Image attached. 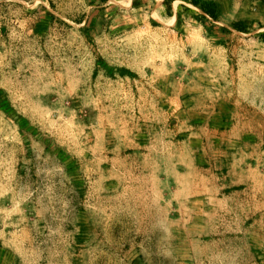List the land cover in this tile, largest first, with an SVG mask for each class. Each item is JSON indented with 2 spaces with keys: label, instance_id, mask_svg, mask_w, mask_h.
Returning a JSON list of instances; mask_svg holds the SVG:
<instances>
[{
  "label": "rangeland",
  "instance_id": "obj_1",
  "mask_svg": "<svg viewBox=\"0 0 264 264\" xmlns=\"http://www.w3.org/2000/svg\"><path fill=\"white\" fill-rule=\"evenodd\" d=\"M201 1L0 0V264H264L213 153L264 152V0ZM187 150L218 191L176 204Z\"/></svg>",
  "mask_w": 264,
  "mask_h": 264
},
{
  "label": "crops",
  "instance_id": "obj_2",
  "mask_svg": "<svg viewBox=\"0 0 264 264\" xmlns=\"http://www.w3.org/2000/svg\"><path fill=\"white\" fill-rule=\"evenodd\" d=\"M134 0H132L133 2ZM164 1V0H163ZM161 0H159V3ZM162 5V4H161ZM178 14V13H177ZM177 14L173 16V11L171 10L172 24H177ZM199 152H193L192 150H187L182 153L181 156L179 152H176V158H178L176 164H180L183 166V171L180 172L179 167L177 165H173L171 169L172 173V181H171V202L176 204H188L190 202L189 198L194 197L196 194L198 195H212L216 194L218 191L217 187L212 188L210 185V180L218 178H214L211 175L210 161L208 170L201 169L196 164V154ZM212 152H203V155H206L212 158ZM216 154V158L221 160L220 158L224 156H229L230 164L228 165V176L232 179L236 176L235 180L240 183V185H248L250 195L248 199H242V204H247L250 202V206L252 207L250 212L242 213L240 218H244L246 220H255L259 213L260 207L264 206V196L260 195V191L264 192L263 187L259 189L260 183V173L264 172V152H213ZM186 155L191 156L189 161H183L182 157ZM189 158V157H188ZM181 160V162H180ZM254 161V163H252ZM196 174V175H195ZM231 175V176H230ZM198 180V182H196ZM200 185H202V193L194 194V190L197 189ZM197 187V188H196ZM243 190H247L243 188ZM245 191H242L245 193ZM264 214V213H261ZM255 218V219H254ZM253 225H251L252 227Z\"/></svg>",
  "mask_w": 264,
  "mask_h": 264
},
{
  "label": "trees",
  "instance_id": "obj_3",
  "mask_svg": "<svg viewBox=\"0 0 264 264\" xmlns=\"http://www.w3.org/2000/svg\"><path fill=\"white\" fill-rule=\"evenodd\" d=\"M191 4L195 7H197L203 15L200 16V20L206 21L208 18L211 21L218 22L219 21V12H218V7L215 3L213 2H208V1H201V0H191ZM164 5L166 7L167 14H171V4L168 3L167 1L164 2ZM181 22V16L178 13L177 14V24H180ZM235 29H241L239 28L240 26L234 25L233 26Z\"/></svg>",
  "mask_w": 264,
  "mask_h": 264
}]
</instances>
